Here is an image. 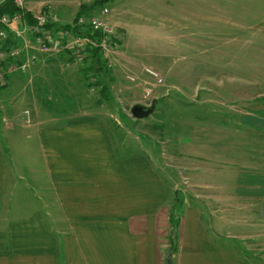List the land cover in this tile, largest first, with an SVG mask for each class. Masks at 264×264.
Returning <instances> with one entry per match:
<instances>
[{
	"label": "crops",
	"instance_id": "0c3cea01",
	"mask_svg": "<svg viewBox=\"0 0 264 264\" xmlns=\"http://www.w3.org/2000/svg\"><path fill=\"white\" fill-rule=\"evenodd\" d=\"M250 1L264 16V0ZM48 5L57 1L28 0L26 10ZM183 17L202 25L203 51L219 52L213 31L203 34L202 16ZM60 18L58 25L70 24ZM63 49L59 40L46 54L26 48L16 62L25 69L0 87L4 115L27 109L32 118L0 124V264H164L165 252L171 264H264V103L243 110L242 121L184 119L169 134L164 150L188 175L186 185L211 195L209 207L182 201L170 254L172 179L120 118L115 124L105 115L107 101H90L89 53L78 63ZM206 168L229 175L230 187L217 189Z\"/></svg>",
	"mask_w": 264,
	"mask_h": 264
},
{
	"label": "rangeland",
	"instance_id": "374dc122",
	"mask_svg": "<svg viewBox=\"0 0 264 264\" xmlns=\"http://www.w3.org/2000/svg\"><path fill=\"white\" fill-rule=\"evenodd\" d=\"M52 1H57V5H48L44 11L55 16L57 24H60V16H66L69 25L74 24L76 14L83 6L89 15L107 8V23L115 44L113 52L102 56V64L106 70V80L114 76L117 82L113 90L110 87L113 100L107 101L105 115L108 117L111 114L110 119L115 124L120 118L123 128L145 144L156 166L172 179V188L176 192L174 196L179 202L192 205L198 202L201 206L209 207L210 192L195 188L190 183L186 185L188 175L180 171L177 161L164 149L169 144V134L176 133L180 120L232 121L243 110L250 108L255 112V108L264 103L261 99L264 96V16L256 12L257 6L250 4V0H109L102 6L98 2L103 0ZM63 2L66 5H58ZM183 16H202L203 34L213 31L219 52H213L212 48L203 51V47L196 42L197 35H201L202 25L196 23L195 26L193 21L186 22ZM184 26L186 29L182 32ZM243 36L249 40V46L245 49L238 46ZM58 40L64 46L72 38L58 37ZM209 40L210 37H202L204 45L210 44L204 43ZM181 41L183 44H180ZM15 42L21 53L19 60L22 53H26V48L36 51L29 38L16 39ZM232 44L236 51L228 52V45ZM87 57L75 61L82 63ZM128 60L130 62H126ZM21 65L23 68L17 71L25 69L24 62ZM92 66L90 61L83 78L90 91L88 94L94 98L90 101L95 103L96 97H100V88L96 83L102 84L105 79L94 73ZM145 68L159 72L162 83L156 85L149 80L144 73ZM133 76L134 83L129 79ZM144 82L152 85L153 93L149 99L143 98ZM80 100L85 102L87 97ZM135 105L153 107L154 111L147 118L134 119L130 110ZM26 110L6 116L0 107V124H32L31 114L29 123L23 122ZM122 110V115H119ZM238 119L242 121L241 116ZM202 172L213 178L214 185H218L217 189L221 184H225L226 189L232 184V178L221 173V170L206 168ZM222 177L226 180H220ZM218 198L220 202L221 196L218 195ZM172 203L175 204L174 197ZM168 250L171 251V248ZM166 257L165 252L164 264Z\"/></svg>",
	"mask_w": 264,
	"mask_h": 264
},
{
	"label": "built area",
	"instance_id": "2783aa9c",
	"mask_svg": "<svg viewBox=\"0 0 264 264\" xmlns=\"http://www.w3.org/2000/svg\"><path fill=\"white\" fill-rule=\"evenodd\" d=\"M28 0H0V87L7 80V74L22 69L21 64H16L19 60L20 49L16 46V39H27L32 41L38 53L46 54L58 41V37L72 38L70 43H65L64 49H68L76 61H82L87 56V48L98 49L101 56L105 57L113 52L114 36L109 24L108 10L106 7L99 10L98 13L90 14L88 18L80 16L71 28H79L81 31L90 29L92 33H97L98 36H82L74 35L72 30L56 33L49 26H56L57 20L55 16H50L49 11H41L32 14L29 22L24 16L27 12L26 4ZM11 2L15 7V12L5 11L7 4ZM145 75L149 80L154 81V84H161L162 77L159 72L152 68L144 69ZM134 83V76L129 78ZM152 85L144 82L143 98L149 99L153 93ZM23 122L29 123L30 112H24Z\"/></svg>",
	"mask_w": 264,
	"mask_h": 264
},
{
	"label": "trees",
	"instance_id": "16d2710c",
	"mask_svg": "<svg viewBox=\"0 0 264 264\" xmlns=\"http://www.w3.org/2000/svg\"><path fill=\"white\" fill-rule=\"evenodd\" d=\"M106 1L109 0H103V1H99L98 4H100L101 6L104 5L106 3ZM5 11L8 12H15L16 9L15 7H13L12 3L9 2L5 8ZM87 10L83 7H80V10L78 11L76 18L74 19L75 21L80 17V16H84L86 18H88L90 15L89 13H85ZM24 16H26L27 20L29 22H32L31 20V14H29L28 12L24 13ZM49 28H51L54 32L56 33H60V32H64L67 30H72V33L74 35H82V36H93L96 37L98 36L97 33H92L90 31V29H86V30H80L79 28H71L70 25H56V26H49ZM87 52L89 53V57L92 61L93 64V68L92 70L94 71V73H97L98 75H102V79H105V82L101 83H96V85L100 88L99 90V94H100V98L104 101H109L113 98V95L111 94L110 91V86L109 83L111 82V78L106 80V70H104L103 64H102V56L99 52L98 49L92 48L91 46H88L87 48ZM106 77V78H105ZM176 194V192H175ZM182 204V202L178 200V198H175V204L172 206L171 212H170V217H169V222L171 225V231H170V236H169V240H170V248L171 251H168L170 254L176 251V246H177V233H178V227H179V222H180V214H179V206ZM165 264H171L170 262V258L166 257L165 260Z\"/></svg>",
	"mask_w": 264,
	"mask_h": 264
},
{
	"label": "water",
	"instance_id": "95a60500",
	"mask_svg": "<svg viewBox=\"0 0 264 264\" xmlns=\"http://www.w3.org/2000/svg\"><path fill=\"white\" fill-rule=\"evenodd\" d=\"M154 111V108H144L142 106L135 105L131 108V117L134 119H144L150 116Z\"/></svg>",
	"mask_w": 264,
	"mask_h": 264
}]
</instances>
